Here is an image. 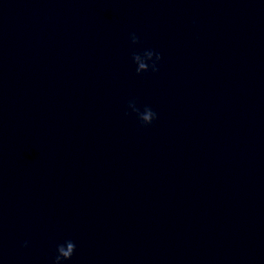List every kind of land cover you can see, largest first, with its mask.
<instances>
[{"label": "water", "instance_id": "95a60500", "mask_svg": "<svg viewBox=\"0 0 264 264\" xmlns=\"http://www.w3.org/2000/svg\"><path fill=\"white\" fill-rule=\"evenodd\" d=\"M69 237L67 264H264V0H0V264Z\"/></svg>", "mask_w": 264, "mask_h": 264}, {"label": "clouds", "instance_id": "9594fccd", "mask_svg": "<svg viewBox=\"0 0 264 264\" xmlns=\"http://www.w3.org/2000/svg\"><path fill=\"white\" fill-rule=\"evenodd\" d=\"M128 40L130 42V58L135 66V73L137 75L158 73L163 60V53L155 47H135L141 43V38L135 31L128 33ZM130 114H134L136 120L142 126L152 125L159 119V113L150 104L141 105L136 97H132L127 101L125 115ZM28 246L29 241L25 240L22 247ZM76 249L77 243L70 237L57 243L53 264H67V262L71 261Z\"/></svg>", "mask_w": 264, "mask_h": 264}]
</instances>
